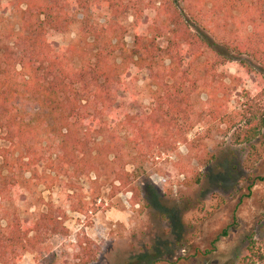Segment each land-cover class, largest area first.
Segmentation results:
<instances>
[{
	"label": "trees",
	"instance_id": "1",
	"mask_svg": "<svg viewBox=\"0 0 264 264\" xmlns=\"http://www.w3.org/2000/svg\"><path fill=\"white\" fill-rule=\"evenodd\" d=\"M2 9L11 18L0 24V264H18L45 234L69 232L65 212L52 203L31 220L15 215L2 225L6 202L31 198L26 173L32 179L42 166L72 165L100 178L109 168L136 200L141 187L131 178L149 161L185 145L207 166L213 127L234 130L239 145L253 144L264 130V0H0ZM77 23L75 41L57 40ZM233 60L255 76L256 96L241 78L219 72ZM142 73L152 109L133 114ZM200 182L196 174L186 183ZM88 205L72 208L86 213ZM78 248V264L95 260L89 238ZM229 264H264L253 232L245 254Z\"/></svg>",
	"mask_w": 264,
	"mask_h": 264
},
{
	"label": "rangeland",
	"instance_id": "2",
	"mask_svg": "<svg viewBox=\"0 0 264 264\" xmlns=\"http://www.w3.org/2000/svg\"><path fill=\"white\" fill-rule=\"evenodd\" d=\"M75 15L81 18L78 11ZM8 18L10 12L0 10V24ZM132 21L130 14L125 22ZM78 31L77 23L57 40L75 41ZM127 40L132 45V37ZM219 72L241 78V86L252 96L258 93L255 76L247 73L239 60L220 66ZM137 90L139 103L131 112L149 113L152 86L145 73ZM205 98V94L196 96L197 100ZM237 103L234 99L230 106ZM213 130L206 143L214 159L207 166L197 161L198 152L181 145L139 171L128 167L138 173L131 178L141 187L136 200L133 192L120 189L109 168L100 178L93 172L82 175L72 165L42 166L32 179L26 173L20 179L31 191V198L17 200L16 205L6 202L2 225L6 227V218L15 215L31 220L52 203L65 212L63 220L69 232L43 235L40 246L25 253L18 264H44L45 260L47 264H78V240L85 236L94 243L96 252L90 264H229L245 254L246 235L251 232L264 250V182L256 181L264 176V130L248 145L237 144L235 131L228 132L224 125ZM196 174L201 175V182L187 184ZM73 202L89 203V211H75ZM229 225H233L230 235L214 243Z\"/></svg>",
	"mask_w": 264,
	"mask_h": 264
}]
</instances>
